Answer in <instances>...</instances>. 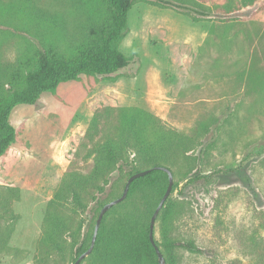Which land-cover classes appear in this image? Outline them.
Here are the masks:
<instances>
[{"label": "rangeland", "instance_id": "1", "mask_svg": "<svg viewBox=\"0 0 264 264\" xmlns=\"http://www.w3.org/2000/svg\"><path fill=\"white\" fill-rule=\"evenodd\" d=\"M20 1L0 0V6ZM27 1L62 17L66 37L90 39V22L75 1ZM238 2L135 0L128 33L118 43L128 67L107 78L80 76L41 94L34 105L13 108L15 143L0 158V196L10 199L17 219L9 223L0 264H37L48 201L65 175L92 172L94 148L103 139L90 140L88 128L94 113L106 107L152 113L193 140L189 155L202 153L194 162L202 175L216 174L207 185L180 181L170 196L171 236L203 252L178 250V264H264V0L245 8ZM30 21L0 9V82L24 69L45 42L69 54L65 37ZM236 167L238 173H227ZM124 172L125 165L117 164L102 201L122 193ZM92 207L90 200L75 216L80 239L94 225ZM61 264L72 263L67 257Z\"/></svg>", "mask_w": 264, "mask_h": 264}, {"label": "trees", "instance_id": "2", "mask_svg": "<svg viewBox=\"0 0 264 264\" xmlns=\"http://www.w3.org/2000/svg\"><path fill=\"white\" fill-rule=\"evenodd\" d=\"M88 17L89 38L77 42L66 37V25L62 17L39 8L34 2L20 1L2 4L0 9L11 17L30 18L31 24L42 23L54 29L56 38H66L69 54L62 55L50 42L37 49L24 69L14 70L2 76L0 82V158L15 143V129L9 116L17 105H34L43 93H52L64 82L74 81L83 75L107 78L129 66L130 59L118 50V43L128 33L127 15L135 0H73ZM260 0H239V7H251ZM167 3V2H165ZM4 6V7H3ZM232 6H222L228 11ZM65 34V35H64ZM102 142L94 148L95 162L92 172L82 176L67 174L61 180L48 201L44 215V231L39 240L35 262L51 261L61 264L67 257L74 264L90 246L94 225L90 234L80 239L82 224L75 216L83 214L88 201H93L92 211L97 216L108 202L121 196L111 195L102 201L105 187L116 165H125L124 182L133 174L155 167L168 169L173 176L171 193L155 220L154 243L161 252L165 264H178V250L195 254L203 252L192 241L171 236L174 206L170 196L180 181L186 185H207L216 174L202 175L194 165L202 160V153L193 158L192 139L166 127L152 113L138 108L106 107L94 113L87 137H98ZM205 159V158H204ZM196 166V167H195ZM239 167L227 173L239 172ZM168 185L165 172L153 170L131 182L124 201L113 206L102 218L93 249L80 264H158L157 256L149 241L150 218ZM89 189L91 191L89 192ZM14 194L16 190H8ZM68 208L69 212H66ZM121 211L114 214L115 209ZM113 214V215H112ZM110 217V219H109ZM10 199L0 196V251L6 249L12 233ZM95 219V221H96ZM158 234L159 238L156 237ZM57 256V257H56Z\"/></svg>", "mask_w": 264, "mask_h": 264}, {"label": "water", "instance_id": "3", "mask_svg": "<svg viewBox=\"0 0 264 264\" xmlns=\"http://www.w3.org/2000/svg\"><path fill=\"white\" fill-rule=\"evenodd\" d=\"M153 170H161L163 172L166 173L167 175V178H168V185H167V188L162 196V198L160 199L156 209L154 210L151 218H150V224H149V241L151 243V245L153 246L154 248V251L156 253V256H157V262L158 264H165V261H164V258L161 254V252L159 251V249L157 248V246L155 245L154 243V239H153V228H154V224H155V220L160 212V209L163 207L165 201L167 200V198L169 197L170 193H171V190H172V186H173V176L171 174V172L166 169V168H161V167H155V168H152V169H149V170H145V171H142V172H139V173H136V174H133L132 176H130L128 178V180L126 181L125 183V186L123 188V191H122V194L119 198L115 199V200H112L108 203H106L100 210L98 216H97V219L95 221V225H94V229H93V234H92V237H91V241H90V246L89 248L83 253L81 254L77 260L74 262V264H80V262L86 258L87 256L90 255L92 249H93V246H94V242H95V239H96V235H97V232H98V229L100 227V224H101V221H102V218L103 216L105 215V213L110 210L113 206L121 203L122 201L125 200L126 196H127V193H128V189H129V186L131 184V182L135 179H138L140 177H143L145 176L146 174H148L149 172L153 171Z\"/></svg>", "mask_w": 264, "mask_h": 264}]
</instances>
